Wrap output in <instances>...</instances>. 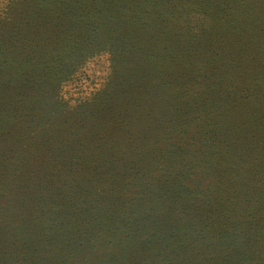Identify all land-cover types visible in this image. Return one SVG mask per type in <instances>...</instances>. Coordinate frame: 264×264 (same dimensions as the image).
<instances>
[{"label":"trees","instance_id":"1","mask_svg":"<svg viewBox=\"0 0 264 264\" xmlns=\"http://www.w3.org/2000/svg\"><path fill=\"white\" fill-rule=\"evenodd\" d=\"M0 252L264 264V0H0Z\"/></svg>","mask_w":264,"mask_h":264},{"label":"rangeland","instance_id":"2","mask_svg":"<svg viewBox=\"0 0 264 264\" xmlns=\"http://www.w3.org/2000/svg\"><path fill=\"white\" fill-rule=\"evenodd\" d=\"M15 218V217H14ZM14 218L11 217H7L6 220L4 221L5 224H7L6 226H10L13 230L10 229V231L7 233L9 236H11L12 238L16 239L18 234L20 233L21 228L24 226V222H20L18 220H15ZM33 222V220H32ZM35 222V221H34ZM43 233L40 232V234L38 236H36V234H34V232H32L30 234V240H32L33 237H36L35 239H38V237H43L42 235ZM6 244L10 245L12 243V239H6ZM36 247H38V252L36 253L37 255V259L39 258V260L41 261L42 259H46V261L50 258L49 253L46 252L47 248L49 247V243L47 242L46 239H44L43 244L38 242V245L34 244ZM5 247V246H4ZM6 248V247H5ZM40 248V249H39ZM3 252H0V264H17L13 258H9V257H3ZM51 256H53V254H51ZM45 261V263H46ZM42 262V261H41Z\"/></svg>","mask_w":264,"mask_h":264}]
</instances>
